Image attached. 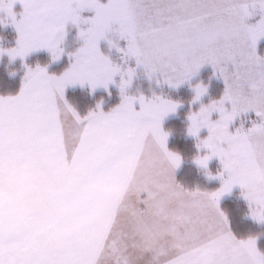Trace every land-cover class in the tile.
<instances>
[{
  "label": "snow or ice",
  "instance_id": "1",
  "mask_svg": "<svg viewBox=\"0 0 264 264\" xmlns=\"http://www.w3.org/2000/svg\"><path fill=\"white\" fill-rule=\"evenodd\" d=\"M16 3L0 0L19 33L17 45L0 47V56L7 52L14 60L47 49L59 60L68 22L88 27L81 28L83 46L69 53L75 59L62 75L25 65L19 94L0 96V264H134L157 252H175L165 264H264L257 239H237L220 208L239 185L253 219L264 222V56L257 52L264 0H19L20 19ZM85 10L95 15L85 19ZM257 10L259 22L246 23ZM113 24L128 41L118 51L150 77L160 73L178 87L211 64L223 78L222 98L190 114L188 128L197 137L207 128L198 147L208 152L195 162L207 169L219 158V189L187 190L176 182L182 157L168 149L162 121L179 103L126 93L135 69L122 71L99 47ZM117 74L123 100L108 113L81 117L64 97L68 85L107 88ZM195 92L200 100L207 86L197 84ZM253 110L260 122L229 130Z\"/></svg>",
  "mask_w": 264,
  "mask_h": 264
},
{
  "label": "rangeland",
  "instance_id": "2",
  "mask_svg": "<svg viewBox=\"0 0 264 264\" xmlns=\"http://www.w3.org/2000/svg\"><path fill=\"white\" fill-rule=\"evenodd\" d=\"M101 2L107 3V0H101ZM13 11L16 12L17 19H20L21 14L23 12V5L19 3V0H17V3L13 6ZM81 15L85 19H88V18L93 17L95 15V12L92 10H85L81 13ZM0 18H6L8 21H10L11 19L10 17L7 16V13L5 11H0ZM261 18H262V14L259 12V10H257L253 16L247 18L246 23L254 25L258 23ZM87 27L88 25H84V24H81L79 27H77L71 21L68 22V24L66 25L67 34H66L64 43L62 45L65 51L59 60H54L52 57V54L47 49H39V50L31 52L27 57H24V58L17 57L14 60L7 54V52H5L2 56H0V60L2 57H6L8 62H13V64H17L16 62H20L23 65H26L25 62H27L28 60H32L34 62H32L31 64H27L28 67L35 69L39 65L40 67H46L47 72L51 75H57V76L62 75L71 66V64L74 62V59H75L74 56H69V53H74L80 47L83 46L84 42H83V39L79 37V32L81 28L86 29ZM112 28L113 30L107 33V38L102 39L100 41L99 47H100L101 52L104 55L108 56L114 64L120 65L122 71L126 72L128 68L135 69V75L132 79L131 85L126 89V93L130 96H136V97L143 95L144 97L149 98V99L153 98L154 96H160V97L170 99L172 101L179 103V107L177 108L176 112L170 113L162 121L163 130L169 133L168 140H167L168 149L171 150L168 146V142L172 137V132L167 128L165 124L167 123V121L177 118L180 115V110L184 108L186 104L184 101H181L179 98H175L174 96L170 95V94H173L174 92H180V91H182L183 93L186 92L192 98V101L189 107H194V108L191 111L189 110L188 114L186 115V119L188 121V124H187L188 135L190 137L195 138L197 140V144L201 140L206 138L208 135L207 128L201 129L199 137L189 134L188 128L191 124L189 116L190 114L194 112H198L199 109L203 105H208L212 103L213 101L219 100L222 98L226 86H225V82L223 78L219 76L218 71L214 69V67L211 64H205L204 66L200 68V70L194 76H192L189 80H186L184 83L180 84L178 87L170 86L169 84L164 82V77L162 74L155 73L150 77L143 65H139V66L137 65V61L134 57H126L123 52L118 51L116 45H118L119 48L121 49H127L128 41L126 39L120 38L119 25L113 24ZM18 38H19V33L12 23L8 22L6 24L5 23L0 24V47L5 48V49L14 48L17 45ZM109 40L113 42L112 46H110ZM257 52L260 56H264V38H261L260 41L258 42ZM54 65H60V66H58L57 68H52ZM28 67L24 69V72L22 74L21 87L23 85V78L25 77L28 71ZM229 68L231 69L232 65H229ZM51 69H54V70H51ZM114 81L115 82L110 83L107 88L103 86H98L97 88L93 89L92 86L88 83H85L83 85L79 83L75 85H68L65 89L64 97L71 104V106L78 112V114L81 117H86L88 116L90 112H93V111L103 110L105 113H108L113 108L120 105L123 100V97L121 95V89L119 87V84L121 82V75L117 74L114 77ZM197 84H203L207 86V92L204 96L201 97L200 100L194 101V97L196 95L195 85ZM72 89H79V94L76 97L73 96L74 98H71V96H69V92ZM112 92L114 93L109 96L115 98V96L117 95L118 97L117 103L114 104L109 109H103L101 106L104 103H106V100L104 99L103 96L106 93L111 94ZM18 93H15L13 95H17ZM8 96H11V95H8ZM109 96L107 97L109 98ZM187 97L188 96L186 95L185 99H187ZM93 99L95 103L93 105H95V107L91 108L88 112H85V113H83L82 111L80 112V105L82 104L87 105ZM136 107L137 109L139 108L138 102H137ZM226 107L230 108L231 107L230 103L226 104ZM218 118H219V113L213 112L212 119L215 120ZM253 121L260 122V117L256 115V112L254 110L249 111L247 113H241L230 124L229 130L232 132H235L237 128L241 127V125H243L244 129H248L252 127ZM85 123H87V121H85ZM199 149L201 150V153L199 154L201 156L207 154L208 152L207 149H203V148H199ZM182 164H183V159H182L181 165ZM198 167L206 171V177L209 180H216V179L220 180V186L218 188L213 189V190H206V191H209V192L215 191L222 186V179L218 176V173L223 171V166L218 157H213L209 161L207 169H204L200 167L199 165ZM179 168L177 169V171L179 170ZM208 172L212 173L213 178H209ZM224 175L225 177L227 176L226 173ZM234 189H241L242 193L244 192V189H242L239 185H235L232 191ZM232 191L230 193L225 194L221 198L220 202L224 198L231 195ZM242 193H241V197L250 206L249 201L245 198V196ZM140 207H144V205L141 204ZM250 217L253 219L251 214H250ZM259 223L264 224V222H259ZM132 243H133V239L130 236L129 237V245H130L129 251L135 257L136 251L131 248ZM174 254L175 252H171L169 256L167 257L161 256L160 258L161 264H165V261ZM109 264H113V261H109ZM134 264H156L155 253L153 254L146 253L143 259H134Z\"/></svg>",
  "mask_w": 264,
  "mask_h": 264
},
{
  "label": "trees",
  "instance_id": "3",
  "mask_svg": "<svg viewBox=\"0 0 264 264\" xmlns=\"http://www.w3.org/2000/svg\"><path fill=\"white\" fill-rule=\"evenodd\" d=\"M32 60H28L25 64H31ZM8 62L6 57H2L0 60V95L8 96L18 93L21 88L22 74L26 68L20 62ZM60 65H54L52 68H57ZM25 67V68H24ZM54 70V69H51ZM11 72H15L14 76H10ZM111 94L106 93L103 97L106 100L101 107L103 109H109L117 103V95L110 97ZM79 94V89H72L69 92L71 98L76 97ZM170 94V93H169ZM103 95V94H102ZM175 98H179L186 104L184 108L180 110V115L177 118L167 121L165 124L167 128L172 132V137L168 142L169 148L181 155L183 164L179 168L176 174L177 182L187 190L201 191L213 190L220 186V180H209L206 177V171L200 169L195 163L194 159L201 153L198 147L197 140L190 137L187 133L186 115L189 110H193L194 107H189L192 98L188 93L174 92L170 94ZM188 96L185 99V96ZM68 96V95H67ZM74 96V97H73ZM109 96V98L107 97ZM94 99L87 105H80V112H88L95 105ZM242 190L234 189L232 194L224 198L220 202V208L227 215L229 220L230 229L238 239H247L249 237L257 238V246L259 251L264 252V224L250 217L251 208L248 203L241 197Z\"/></svg>",
  "mask_w": 264,
  "mask_h": 264
},
{
  "label": "clouds",
  "instance_id": "4",
  "mask_svg": "<svg viewBox=\"0 0 264 264\" xmlns=\"http://www.w3.org/2000/svg\"><path fill=\"white\" fill-rule=\"evenodd\" d=\"M248 2H252V0H248ZM256 2L259 3V0H256ZM5 22H10V21H8L6 18H0V24H4ZM14 75H15V72H11V73H10V76H14ZM158 159H161V160H162L163 158L158 156ZM163 166H164L165 168H167V169L169 170V172L171 173V165H169V164L167 163V161H163ZM188 227H192V225H189ZM196 227H197L199 230H203V229H204V226H203V225H197ZM215 227H216L217 230H219V227H220L219 223H217V224L215 225ZM180 231H184V228L182 227V228L180 229ZM173 243L186 244L187 241H174ZM160 258H161V255H160L158 252L155 253L156 264H161ZM113 264H115V261H113Z\"/></svg>",
  "mask_w": 264,
  "mask_h": 264
},
{
  "label": "crops",
  "instance_id": "5",
  "mask_svg": "<svg viewBox=\"0 0 264 264\" xmlns=\"http://www.w3.org/2000/svg\"><path fill=\"white\" fill-rule=\"evenodd\" d=\"M8 58H10V57H8ZM21 89V88H20ZM19 92H20V90H19ZM19 94V93H18ZM0 96H2V95H0ZM11 96H14V95H11ZM4 97H7V96H4ZM176 174H177V169L175 170V173H174V176H175V180H176ZM177 182V181H176ZM205 229H203V230H201V231H204ZM231 230V229H230ZM232 231V230H231ZM233 233V232H232ZM236 237V236H235ZM237 238V237H236ZM238 239V238H237Z\"/></svg>",
  "mask_w": 264,
  "mask_h": 264
}]
</instances>
